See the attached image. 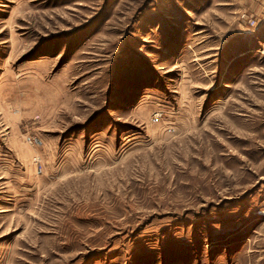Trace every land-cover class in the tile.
<instances>
[{"label": "rangeland", "instance_id": "374dc122", "mask_svg": "<svg viewBox=\"0 0 264 264\" xmlns=\"http://www.w3.org/2000/svg\"><path fill=\"white\" fill-rule=\"evenodd\" d=\"M0 264H264V0H0Z\"/></svg>", "mask_w": 264, "mask_h": 264}, {"label": "built area", "instance_id": "2783aa9c", "mask_svg": "<svg viewBox=\"0 0 264 264\" xmlns=\"http://www.w3.org/2000/svg\"><path fill=\"white\" fill-rule=\"evenodd\" d=\"M254 24H255L254 22H251V23H250V26L253 27ZM28 141L31 142L30 139H28Z\"/></svg>", "mask_w": 264, "mask_h": 264}]
</instances>
